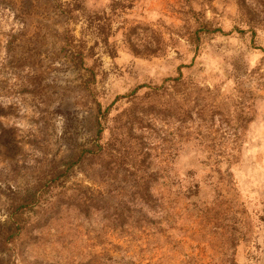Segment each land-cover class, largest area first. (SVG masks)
<instances>
[{
	"label": "rangeland",
	"instance_id": "374dc122",
	"mask_svg": "<svg viewBox=\"0 0 264 264\" xmlns=\"http://www.w3.org/2000/svg\"><path fill=\"white\" fill-rule=\"evenodd\" d=\"M142 184L169 218L144 251L104 207ZM34 192L0 264H264V0H0V238Z\"/></svg>",
	"mask_w": 264,
	"mask_h": 264
},
{
	"label": "trees",
	"instance_id": "16d2710c",
	"mask_svg": "<svg viewBox=\"0 0 264 264\" xmlns=\"http://www.w3.org/2000/svg\"><path fill=\"white\" fill-rule=\"evenodd\" d=\"M200 29L204 32H223V29L220 27L210 29L207 28V26H202ZM145 86L148 85H137L128 94H120L115 96V98L109 104H107L104 109L99 107L98 113L100 114L98 118H96V125H98L96 132L97 139H101L102 137V126L99 117L105 118L106 113L110 111L112 105L116 101L135 93L141 87ZM101 151H105V147H103V145L99 150L83 148L75 157V159L70 164H68V166L60 172V174H57L56 179L50 178L48 183L50 184L56 181L54 184L55 186L59 184L63 185L59 177L60 175L62 177H66L70 166L74 165L75 163H81L85 159L91 160L97 155V153H100ZM103 164L107 165L108 162H104ZM157 177L158 176L156 174L150 175L151 179L157 180ZM58 178L59 180L57 181ZM45 185L47 184H44V186ZM51 186V184L47 185V187ZM131 193L138 197V201L135 202L133 200H126L115 203L108 198L104 199L106 200L104 207L108 210L106 218L109 219L113 228H119L121 231H123L125 236L129 237L130 242L138 243L140 251L148 250V247L150 244H152L149 236L156 233L163 235L166 231V226L164 223H169L168 215L165 214L168 211V207L164 205L160 198L153 194L150 187L146 186V184H142L140 188H135V190H133ZM41 195V193L37 194L34 192L27 198L21 199L19 203L13 206L10 212V222L7 223L6 227L3 228L4 230L0 238V243L13 241L17 237V235L20 233V229H23L25 226L26 217L24 215L39 205ZM96 205L97 204H94L92 207L95 206L97 208ZM142 242L145 243V249L142 246ZM113 246L117 249L120 248L118 245ZM126 253L127 251L124 250L121 256L118 257L112 255L107 249L101 253L93 251L89 253V258L78 261L76 264H138L136 263L135 255H127Z\"/></svg>",
	"mask_w": 264,
	"mask_h": 264
}]
</instances>
